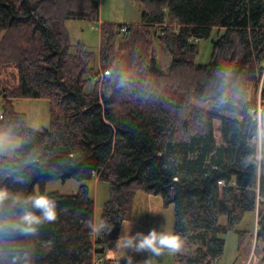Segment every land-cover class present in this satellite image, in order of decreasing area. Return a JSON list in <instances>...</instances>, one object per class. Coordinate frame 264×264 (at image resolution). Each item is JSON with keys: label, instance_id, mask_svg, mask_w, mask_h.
Returning <instances> with one entry per match:
<instances>
[{"label": "trees", "instance_id": "obj_1", "mask_svg": "<svg viewBox=\"0 0 264 264\" xmlns=\"http://www.w3.org/2000/svg\"><path fill=\"white\" fill-rule=\"evenodd\" d=\"M140 2L141 20L124 33L125 23L100 22L99 0H0V69L13 62L19 72L13 91L0 87V135L21 139L13 155L0 154V189L9 193L0 228L26 234L0 235V264H92L132 218L139 191L174 206L185 242L177 262L219 263L223 234L235 231L239 248L250 234L238 227L248 213L257 216L256 247L264 243V160L254 143L264 126V0ZM70 19L100 23L98 70L84 42L72 49ZM214 29L209 62H196ZM156 39L171 55L167 69ZM15 98L49 99L50 126L30 127ZM95 177L110 184L101 218L113 228L101 235L86 226L95 199L85 181ZM71 178L81 182L75 193L46 189ZM37 192L56 201L58 218L27 231L22 216Z\"/></svg>", "mask_w": 264, "mask_h": 264}, {"label": "rangeland", "instance_id": "obj_2", "mask_svg": "<svg viewBox=\"0 0 264 264\" xmlns=\"http://www.w3.org/2000/svg\"><path fill=\"white\" fill-rule=\"evenodd\" d=\"M100 3V22L113 23H136L141 20L142 4L140 0H99ZM174 26L176 23H172ZM70 33V39L73 44L72 49L75 50L78 42H84L88 49L95 53V59L92 66L96 70L100 68L99 62V46H100V23H90L82 19H70L66 22ZM218 32L213 30L208 39H202L199 44V53L195 57L198 63H207L210 60L213 40L217 39ZM155 46L158 50L159 65L163 69H167L170 65L171 55L169 51L156 39ZM18 69L13 62L2 64L0 69V87L2 91L5 88L13 91L18 86L17 72ZM95 89V81L93 78L88 79L85 86L87 93H92ZM15 106L18 111L27 115V123L30 127L43 129L50 126L51 122V102L47 98H15ZM21 145L19 137L0 135V154L13 155L15 150ZM90 189L92 197L95 199V218H101L105 201L109 197L110 184L104 180H87L85 181ZM81 182L71 178L66 182L50 181L46 185L47 191H58L64 194L75 193ZM148 195L139 191L134 199L132 218L123 223L120 236L125 234V230H130V234L136 232L147 233L153 228L157 231H173L174 232V206H164L162 202L156 205H149ZM153 198L161 200L160 196L150 194ZM151 198V197H150ZM155 200V199H153ZM162 201V200H161ZM156 202V201H155ZM158 202V201H157ZM221 222L226 223L227 217L223 215ZM257 225V216L248 213L244 221L238 225L240 229L250 231L243 245L239 248L238 234L231 230L222 236L226 240L224 254L219 259V264H261L263 253L261 247L264 245L260 242L256 247L255 228ZM119 236V237H120ZM117 240V239H116ZM115 242V241H114ZM112 245V244H111ZM132 254L136 257L138 263L148 264H181L175 259V254L165 252L161 256H152L148 252H137L132 249ZM106 252H109L106 250ZM159 262V263H158Z\"/></svg>", "mask_w": 264, "mask_h": 264}, {"label": "clouds", "instance_id": "obj_3", "mask_svg": "<svg viewBox=\"0 0 264 264\" xmlns=\"http://www.w3.org/2000/svg\"><path fill=\"white\" fill-rule=\"evenodd\" d=\"M256 144V159L264 160V126L258 127L254 137ZM9 197L6 190L0 189V202ZM31 208L25 210L22 219L27 231H35V226L49 222L53 223L58 218L57 203L47 193L37 192L28 197ZM38 210L39 215L35 211ZM86 226L95 234L101 235L111 232L113 225H109L102 218H93L86 222ZM184 239L181 234L173 231H157L153 228L147 233L136 232L130 234V230H125V234L120 236L116 242L117 249H132L137 252L146 251L152 256H161L165 252L168 254L180 253L184 248ZM132 264L131 260L128 261Z\"/></svg>", "mask_w": 264, "mask_h": 264}, {"label": "crops", "instance_id": "obj_4", "mask_svg": "<svg viewBox=\"0 0 264 264\" xmlns=\"http://www.w3.org/2000/svg\"><path fill=\"white\" fill-rule=\"evenodd\" d=\"M17 81L19 83V72L17 73ZM94 179L100 180L98 177H95ZM153 199H155V200H153ZM148 201H149V205L151 204V206H152L153 203H154V205H156V207H158L160 205V202H162L157 197L156 198H153V196H150V195H148ZM117 240H115V242L112 243V245L108 249L109 252H105V256L108 259H110L112 262H114V263H116V262H122V261L123 262H128L129 260H131V262H136L135 261L136 260L135 259L136 257H133L135 255L132 254V251H130L129 249L128 250H123V249H117L116 248V242H117ZM144 264H148V263H144Z\"/></svg>", "mask_w": 264, "mask_h": 264}, {"label": "built area", "instance_id": "obj_5", "mask_svg": "<svg viewBox=\"0 0 264 264\" xmlns=\"http://www.w3.org/2000/svg\"><path fill=\"white\" fill-rule=\"evenodd\" d=\"M122 30L124 31V33H127L128 31V25H124L122 27ZM110 74V71L109 70H105L103 72H100V73H97V74H94L93 75V79L94 81H102L103 77L105 75H109ZM261 108L258 109V115H259V119H260V124L262 123L261 121ZM3 117V109H2V106H1V103H0V118ZM220 184L223 183L222 180L219 181ZM256 232H257V225H256ZM255 232V233H256ZM110 248V246H107L106 247V250H108ZM114 262H112L110 259H108L104 254H101V253H94V256H93V260H92V264H112ZM212 264H219L217 261H214Z\"/></svg>", "mask_w": 264, "mask_h": 264}, {"label": "water", "instance_id": "obj_6", "mask_svg": "<svg viewBox=\"0 0 264 264\" xmlns=\"http://www.w3.org/2000/svg\"><path fill=\"white\" fill-rule=\"evenodd\" d=\"M0 235L8 240H19L26 236L19 227L8 224H5L0 228Z\"/></svg>", "mask_w": 264, "mask_h": 264}, {"label": "bare ground", "instance_id": "obj_7", "mask_svg": "<svg viewBox=\"0 0 264 264\" xmlns=\"http://www.w3.org/2000/svg\"><path fill=\"white\" fill-rule=\"evenodd\" d=\"M212 31V30H211ZM8 224V223H7Z\"/></svg>", "mask_w": 264, "mask_h": 264}]
</instances>
